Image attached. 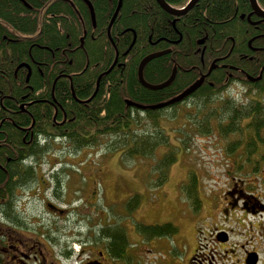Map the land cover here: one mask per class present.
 Here are the masks:
<instances>
[{"label":"flooded vegetation","instance_id":"flooded-vegetation-1","mask_svg":"<svg viewBox=\"0 0 264 264\" xmlns=\"http://www.w3.org/2000/svg\"><path fill=\"white\" fill-rule=\"evenodd\" d=\"M21 1L32 7L26 0ZM80 1L89 11L91 25L86 26L87 23L77 17L72 22L75 32L70 26L59 29L61 36L38 31L8 38L19 44L26 41L28 56H23L18 61L22 66L16 64L9 74L0 69V264H64L48 249L49 246L53 250L56 242L52 229L58 228L57 224L53 223L50 228L36 226L37 219L26 211L28 202L42 200L46 210L59 219L69 218L73 212H76L77 219L85 214L74 207L78 206L75 202L80 199L69 201L68 206L49 199H14L22 187L29 190L35 182V175L28 170L41 166L36 163L34 151L38 146L40 151L46 150L45 142L49 137L45 130L54 126L67 128L64 126L75 121L71 107L85 101L80 97L83 91H76V86L80 90L94 72L90 69L89 74L85 73L86 67H82L85 58L87 66L91 55L97 57L104 53L110 58L114 56L111 65L121 61L120 64L126 66L130 57L123 56L140 37L150 43L146 47L149 53L144 57L165 51L160 56L175 59V50L182 38L196 37L191 51L195 60L200 59V65L192 66L199 67L200 78L208 75L215 62L216 67L222 66L225 71L230 69L227 75L233 82L243 83L249 79L248 75L257 78L249 79L253 83L264 79V9L259 7L262 0H230L235 11L223 20L207 15L209 0H181L178 3L164 0L169 10L158 0H111L110 5L109 0ZM88 1L95 11L94 19ZM120 1L122 4L115 16ZM72 3L87 21L86 11L80 8L77 0ZM109 11H112L111 15ZM204 12L205 15L200 16ZM128 16L133 17L132 22H127ZM130 37H136L134 44ZM212 37H248V41L245 45L237 41L239 53L232 52L233 47L228 53L219 47L215 56L210 51L213 49ZM76 38L80 39L78 44ZM43 52L47 54L43 55ZM174 64L169 75L176 69L173 80L179 71L186 70L179 63ZM23 65H29L30 70ZM111 65L100 73L98 81ZM57 82L60 84L56 86ZM64 88L66 90L62 91ZM57 139L64 140L60 135L53 140ZM245 183L246 180L240 178L232 179L221 199H202L199 207L189 200L188 212L191 219H196L194 240L197 244H186V260L192 264H264V193L257 194L256 183L253 190L247 192ZM7 186L13 188V195ZM202 212L206 215L197 218ZM98 216L97 224H89L85 233L81 229L78 235L73 234L71 240L66 241L67 250L63 255L67 260L73 255V240L80 243L78 264H117L112 254L117 248L112 244L117 231L99 222L103 214ZM66 251L72 252L68 255Z\"/></svg>","mask_w":264,"mask_h":264},{"label":"trees","instance_id":"trees-1","mask_svg":"<svg viewBox=\"0 0 264 264\" xmlns=\"http://www.w3.org/2000/svg\"><path fill=\"white\" fill-rule=\"evenodd\" d=\"M26 1L32 6L31 8L27 7L21 0H0V64L4 66L8 74L13 69L14 63H18L23 56H28L26 41L19 44L10 41L8 38L16 37V34L17 36L21 33L29 35L38 31L40 33L43 31L42 34L51 33L61 36L59 29H68L70 26L75 32L72 22L77 17L82 23H87L86 26L91 25L89 11L80 0H77V2L80 8L86 11L89 22L82 19L72 0ZM103 1L105 0L99 2ZM209 1L210 6L207 4L209 7H207V15H210L212 19L223 20L225 17H231L235 11L234 4L230 0ZM110 2L111 0L108 1V5H110ZM175 2L178 3L181 0ZM262 2L264 3V0ZM98 9L100 10V7ZM103 12H105V9ZM205 12L201 13L200 16H204ZM111 13L112 11H109L110 15ZM127 14L129 13L127 12ZM137 16L140 17V15ZM128 21L132 22L133 17L128 16ZM130 38L132 40L133 37ZM194 39L196 37L182 38L180 43L177 44V49H174L175 59L172 56L163 55L151 59L145 65L144 77L151 83L165 81L172 72L174 62L179 63L182 68H186L185 71H179V75L171 84L160 89L148 88L139 80L138 67L144 56L149 53L146 47L150 45L143 38L140 40V37H138V41L123 56V58L130 57V61H127L126 66L121 65V61H117L112 66L114 56L110 58L104 56V53L97 57L91 55L85 73L89 74L87 71L90 69L94 72L88 78L85 86H81L80 90H77L76 86V91H83L80 97L85 98V101L78 102V104L71 107V113L75 116V121L64 126L67 128L54 126L46 129L45 133L49 137L47 140H53L60 135L64 140L71 142L73 148L82 149L97 144L101 137L105 135L120 134L127 146L130 142H134L135 152L144 156H154L160 145H165L167 151L162 157L164 159L161 158L158 165L160 170L166 169L176 159V154H174L175 147L169 145L168 133L162 125L161 119L165 116L176 115L179 106H191L192 102L195 111L190 113L189 119H193L195 128L197 124L202 128L201 130L196 129V132L203 134L213 132L215 129L213 120H216L222 135L227 136L231 133H238L239 136L233 140L230 139L226 147L228 156H231V158H228V168L236 164L235 173L241 176L255 175L258 177L264 170V150L260 148V145L264 146V79L257 83L245 79V82H243L244 91L248 94H244L246 100H242L235 95L226 94L233 83L227 75V71H230V69L225 71L222 66L218 65L219 67L213 68L205 77L201 86L183 101L159 108H139L127 102L129 99L144 105L161 103L178 95L189 85L196 82L201 74L198 66H196L198 69L192 66L194 64L200 65V59L195 60L192 56L191 49L194 46ZM210 39H212L211 45H213V49H210V51H213L215 56L218 55L216 50L219 47L226 49V53L233 47L232 52L239 53L241 50L237 47V41L239 40L243 45L248 41V37H212ZM79 41L80 39L76 38V44ZM95 44L97 45V43ZM45 54L47 53L43 52V55ZM86 60L85 58L82 62V67H85ZM262 61H264V58ZM220 62L222 61L220 60ZM110 65L112 68L107 70L101 76V80L98 81L100 73L108 69ZM204 70L206 71V68ZM76 79L78 77H75ZM59 84L60 82H57L56 86ZM9 88L13 89L14 87L10 86ZM17 90L19 89L17 88ZM65 90V88L62 89V91ZM146 124L148 128L143 133L136 132L137 128L135 126L145 127ZM244 130L247 131V138L240 134ZM241 146L243 152L238 153L237 147ZM44 149H47V145ZM40 150L41 148L38 146L37 151H34L36 159L41 154L46 153V150ZM236 154L240 158L236 157ZM37 170L30 169L28 171L31 175H35ZM246 173L248 175H245ZM191 174L196 176L193 171L190 172V176ZM193 176L190 177V183L184 185L183 194L187 199H191L195 206L199 207L202 204V199ZM261 178L264 182V176L259 179ZM7 189L13 195V188L7 186ZM178 230V226L173 222H165L161 226H157L156 229H151L149 238L157 235L158 237L173 236L178 233ZM113 239L112 244L117 247L112 252L113 257L117 260L124 259L126 238L123 231L116 232ZM66 252L69 255L72 251Z\"/></svg>","mask_w":264,"mask_h":264},{"label":"rangeland","instance_id":"rangeland-1","mask_svg":"<svg viewBox=\"0 0 264 264\" xmlns=\"http://www.w3.org/2000/svg\"><path fill=\"white\" fill-rule=\"evenodd\" d=\"M244 88L242 82H233L226 94L246 100L244 94L248 93ZM194 111L191 102V106H179L175 116L161 119L169 145L175 147L176 154V159L162 170L158 163L167 151L165 145H160L154 156H144L135 152L134 142L127 146L120 134L105 135L97 144L82 150L73 148L68 140H46V153L36 159L41 166L35 172V182L30 191L22 187L14 199H49L63 206H68L73 199H80L74 207L85 212L78 219L76 212L69 218L59 219L46 210L42 200L27 203L26 211L37 219L36 226L50 228L53 223L58 226L52 229L56 237L53 250L48 246L52 255L55 253L64 264H78L80 243L72 240L73 255L67 260L63 255L67 250L66 241L71 240L73 234L78 235L81 229L85 233L89 224H97L98 214H103L99 222L117 232L123 231L126 238L125 258L118 259L117 264H192L186 260V244H197L194 240L196 219H191L189 199L183 194L184 185L189 184L193 176H190L191 171L197 176L193 178L201 199H221L230 187V181L239 178L246 180L247 192L252 191L256 183L257 194L263 195L264 182L259 178L264 176V170L256 177L235 173L236 164L228 168L231 156L226 147L229 140L239 134L222 135L216 120H213V132L197 133L202 128L199 124L195 128L193 119H189ZM135 127L141 134L148 125ZM240 134L248 137L245 130ZM242 148L237 147V152L240 153ZM260 148L264 150L263 145ZM205 215L202 212L197 218ZM165 222H174L179 227L178 233L149 238L151 229Z\"/></svg>","mask_w":264,"mask_h":264},{"label":"water","instance_id":"water-1","mask_svg":"<svg viewBox=\"0 0 264 264\" xmlns=\"http://www.w3.org/2000/svg\"><path fill=\"white\" fill-rule=\"evenodd\" d=\"M167 10H169V6L167 5V3H165L164 0H158ZM255 1V0H253ZM89 4H90V9H91V14H92V17L93 19L95 18V13H94V9H93V6L91 4L90 1H88ZM121 4H122V1H120L119 3V6L117 7V10L115 12V16L116 14L118 13L120 7H121ZM165 51H162V52H156V53H153V54H150L146 57H144L140 64H139V67H138V75H139V80L141 81V83L148 87V88H151V89H160V88H163V87H166L168 86L169 84H171V82L173 81V79L175 78V75H176V69H174L172 75L169 77V79H167L165 82L163 83H160V84H152V83H149L145 80L144 78V73H143V70H144V67L145 65L147 64L148 61H150L152 58L154 57H157V56H160L164 53ZM114 65V64H113ZM112 65V66H113ZM216 67V63L214 62L210 69H209V72L208 74L212 71L213 68ZM112 68V67H111ZM110 68V69H111ZM206 75L205 76H202L201 78H199L195 83H193L192 85H190L188 88H186L183 92H181L180 94L176 95L175 97L171 98L170 100L168 101H165V102H161V103H157V104H153V105H144V104H140V103H137V102H134L132 100H127V102L129 104H133L139 108H159V107H163V106H166V105H169L171 103H174V102H178V101H181L182 99H184L186 96H188L189 94H191L192 92H194L197 88H199L201 86V84L203 83L204 79H205ZM248 78L251 79V80H255L257 78H253L252 76H249L248 75Z\"/></svg>","mask_w":264,"mask_h":264},{"label":"bare ground","instance_id":"bare-ground-1","mask_svg":"<svg viewBox=\"0 0 264 264\" xmlns=\"http://www.w3.org/2000/svg\"><path fill=\"white\" fill-rule=\"evenodd\" d=\"M259 7L260 8H262V9H264V3H259ZM94 13H95V11H94ZM136 40V37H133V41H132V44H134V41ZM14 63V62H13ZM13 63H12V65H13ZM16 64L20 67V66H22V64H18L17 62L16 63H14V65H13V69H14V67L16 66ZM23 66H27L28 67V69L30 70V67H29V65H23ZM86 68H87V66H85ZM1 68H3L4 70H6L5 68H4V66H2L1 64H0V69ZM86 68H85V70H86ZM263 68H264V66H263Z\"/></svg>","mask_w":264,"mask_h":264}]
</instances>
